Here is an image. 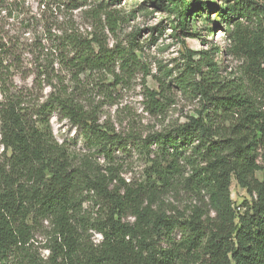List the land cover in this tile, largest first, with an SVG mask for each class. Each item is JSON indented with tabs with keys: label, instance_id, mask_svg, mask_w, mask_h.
Wrapping results in <instances>:
<instances>
[{
	"label": "trees",
	"instance_id": "16d2710c",
	"mask_svg": "<svg viewBox=\"0 0 264 264\" xmlns=\"http://www.w3.org/2000/svg\"><path fill=\"white\" fill-rule=\"evenodd\" d=\"M171 1L184 27L193 6L186 0ZM48 2L41 1L44 9H49ZM96 2L93 6L92 0H55L58 8L67 10L92 5L95 28L84 32L71 25L55 35L44 70L54 89L41 109L61 114L103 151L122 137L99 121V101L83 92L81 76L97 77L94 88L99 95V73L121 83L124 76L116 68L129 73L137 57L134 49L108 46L99 32V13L107 3ZM218 13L234 26L235 54L244 60L245 79L221 75L213 57L216 47L188 55L191 75L199 77L193 87L205 103L198 115L189 116L170 134L156 135L166 154L163 163L151 160L154 181L148 186L114 184L113 175L75 166L48 117L41 116L40 124L32 122L15 102L0 109L1 142L10 152L0 164V259L24 248L31 240L33 222L46 220L53 232L44 264H264V0H229ZM195 54L199 58L194 61ZM63 72L71 75L69 84L61 79ZM54 78L60 85H54ZM184 146L198 153L192 178L207 190L215 216L197 208L184 218L157 205L160 189L155 182L171 181L176 155ZM233 178L250 196L242 210L232 199ZM83 190L107 204L105 215L93 227L102 234L99 243L83 238L73 221ZM178 228L185 232L180 241L174 237Z\"/></svg>",
	"mask_w": 264,
	"mask_h": 264
},
{
	"label": "rangeland",
	"instance_id": "374dc122",
	"mask_svg": "<svg viewBox=\"0 0 264 264\" xmlns=\"http://www.w3.org/2000/svg\"><path fill=\"white\" fill-rule=\"evenodd\" d=\"M41 1L0 0V109L15 102L32 122L40 124L41 116L48 117L54 136L66 145L72 163L87 167L90 173L113 175L114 184L125 181L136 187L150 185L154 181L151 160L163 163L166 154L155 141L156 135L170 134L173 127L202 109L205 101L193 87L199 77L191 75L189 54L211 52L216 47L213 57L219 63L221 75L245 79L244 60L235 54L234 26L225 23L218 13V8L229 0H186L193 7L187 11L184 27L177 20L171 0H92L93 6L96 1L107 3L99 13V32L108 46L118 44L134 49L137 57L129 73L116 68L124 76L121 83L114 84L111 76L99 73V95L94 88L97 77L81 76L83 92L88 93L91 101H99V121L122 137L106 150L98 151L82 129L56 111L41 109L54 89L44 70L54 49L55 35L71 25L93 32V6L67 10L64 6L58 8L55 0H48L50 7L44 9ZM198 58V54L193 55L194 61ZM54 67L59 69L57 62ZM62 74L61 79L69 84L71 75ZM52 81L60 85L58 79ZM45 111L47 114L42 115ZM1 139L0 134V164L10 154ZM199 160L191 146L180 149L171 181L155 182V188L160 189L157 205L161 209L187 218L201 208L215 216L207 190L197 187L192 178V162ZM257 175L260 177L261 172ZM231 192L237 210L250 200L234 178ZM106 211L107 204L99 195L79 192L73 221L83 238L94 243L102 240V234L93 227ZM128 219L133 221L132 217ZM52 232L48 221L33 222L30 242L16 249L12 256L0 259V264H44L50 253L47 246ZM184 235L182 228L174 233L178 241Z\"/></svg>",
	"mask_w": 264,
	"mask_h": 264
},
{
	"label": "built area",
	"instance_id": "2783aa9c",
	"mask_svg": "<svg viewBox=\"0 0 264 264\" xmlns=\"http://www.w3.org/2000/svg\"><path fill=\"white\" fill-rule=\"evenodd\" d=\"M238 210H241V208H240V207H238Z\"/></svg>",
	"mask_w": 264,
	"mask_h": 264
}]
</instances>
